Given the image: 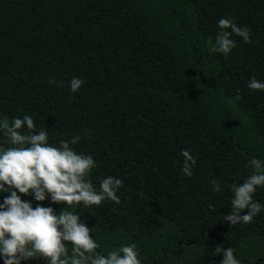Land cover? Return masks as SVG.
<instances>
[{
    "label": "trees",
    "instance_id": "16d2710c",
    "mask_svg": "<svg viewBox=\"0 0 264 264\" xmlns=\"http://www.w3.org/2000/svg\"><path fill=\"white\" fill-rule=\"evenodd\" d=\"M220 18L251 29L250 43L233 35L227 57L205 44ZM74 76L85 81L77 93ZM252 77L264 80V0H0V115L33 116L54 146L79 135L72 147L96 160L94 185L123 181L120 204L77 211L102 244L136 242L142 264H220V245L264 264V212L248 225L222 220L226 186L248 158H264V92L247 88ZM255 199L264 203V189Z\"/></svg>",
    "mask_w": 264,
    "mask_h": 264
},
{
    "label": "clouds",
    "instance_id": "9594fccd",
    "mask_svg": "<svg viewBox=\"0 0 264 264\" xmlns=\"http://www.w3.org/2000/svg\"><path fill=\"white\" fill-rule=\"evenodd\" d=\"M215 39L205 41L208 53L227 57L236 47L233 35L244 43L251 42V29L238 26L233 19L220 18ZM85 81L72 77L69 89L77 93ZM247 88L264 92V80L250 78ZM49 85H62L55 78ZM239 99V97H236ZM231 102V101H229ZM86 131V130H85ZM0 260L3 264H28L44 261L45 264H142L140 247L136 242H122L114 237L113 243L104 245L83 221L79 207H99L104 201L120 204L118 192L123 181L111 175L103 177L97 188L92 179L97 162L91 154L78 152L76 145L81 137L72 136L54 146L49 142V131L38 127L33 116L22 118L0 115ZM190 149L181 150L184 177H192L197 165ZM249 170L239 182L227 185L230 193V212L222 220L230 227L248 225L264 212V203L255 199L258 190L264 189V158L247 159ZM211 191L222 193L224 185L216 179L209 181ZM5 193L9 195H4ZM31 196L37 202L48 199L65 206L57 213L51 206L22 199ZM243 213V214H242ZM116 245V246H114ZM99 249V252L97 251ZM234 252L236 255L234 256ZM220 264H242L236 248L217 246L213 255L221 254Z\"/></svg>",
    "mask_w": 264,
    "mask_h": 264
}]
</instances>
